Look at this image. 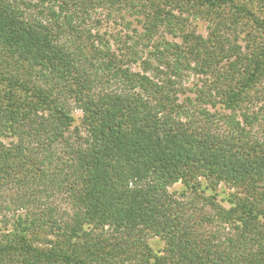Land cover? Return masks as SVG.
<instances>
[{"label":"trees","instance_id":"1","mask_svg":"<svg viewBox=\"0 0 264 264\" xmlns=\"http://www.w3.org/2000/svg\"><path fill=\"white\" fill-rule=\"evenodd\" d=\"M0 225V264H264V0H0Z\"/></svg>","mask_w":264,"mask_h":264},{"label":"rangeland","instance_id":"2","mask_svg":"<svg viewBox=\"0 0 264 264\" xmlns=\"http://www.w3.org/2000/svg\"><path fill=\"white\" fill-rule=\"evenodd\" d=\"M102 13V21H101V25L98 27V31H100V33H106L108 37H110L109 39L112 40L111 36L113 37H119V31H122V24L119 21V15L118 14H107L106 12H101ZM193 26L196 27L197 31L199 33L204 34L205 33V25L201 22H197V23H193ZM201 78L193 75V74H189L188 76L184 77L181 81L182 84V91L177 94V99H178V103L179 104H184L186 106H188L190 103V98H193V92L196 89L197 85H200L201 83ZM74 115L77 117H79V113L76 112L74 113ZM181 188V185H175L173 187V189L175 190H179ZM16 194V188H13L12 190H9L6 192V198L9 199L10 196L12 197L13 195ZM8 195V196H7ZM58 206L61 209H65V205L63 204L62 201L58 202ZM11 214H7V218L10 221ZM1 226V225H0Z\"/></svg>","mask_w":264,"mask_h":264}]
</instances>
